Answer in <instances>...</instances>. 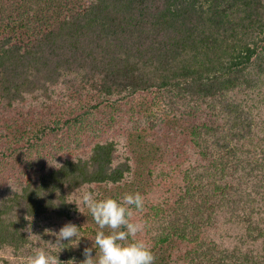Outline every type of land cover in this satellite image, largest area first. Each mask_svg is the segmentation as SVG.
I'll list each match as a JSON object with an SVG mask.
<instances>
[{"label": "trees", "instance_id": "obj_1", "mask_svg": "<svg viewBox=\"0 0 264 264\" xmlns=\"http://www.w3.org/2000/svg\"><path fill=\"white\" fill-rule=\"evenodd\" d=\"M263 88L264 0H0V154L39 155L28 174L0 162V251L83 264L98 231L68 202L135 167L121 132L77 136L88 103L147 93L136 128L163 141L136 238L169 243L168 264H264ZM65 222L79 241H57Z\"/></svg>", "mask_w": 264, "mask_h": 264}, {"label": "rangeland", "instance_id": "obj_2", "mask_svg": "<svg viewBox=\"0 0 264 264\" xmlns=\"http://www.w3.org/2000/svg\"><path fill=\"white\" fill-rule=\"evenodd\" d=\"M264 92V88H263ZM242 94L238 92H232L230 96L232 97H240ZM150 95L147 93H139L133 100L123 101H116V100H107L103 102L99 106V108H95L94 106L100 100H90L88 103V108L91 110V115L88 116L87 122H85V127L82 134L78 137L87 139L88 134L92 133L91 130H94L97 133H101L100 137L102 138L105 136V130H112L114 135H117V132H121L120 136V144L123 145L121 148L119 155L120 157L130 156L132 160L135 161L134 172L130 178L126 182H124L119 188H105L102 189L98 195L99 198L104 197H114V198H122L125 194H135L140 193L143 197V201H146L147 194L144 195L145 192L148 191L150 187H152V178L149 174V169L158 157V145L155 144L158 139V134H146L141 132V129H137L135 115L137 116L139 113L143 114L145 112L144 105L148 104V99ZM242 97V96H241ZM257 101V100H255ZM264 105V104H263ZM83 110H80L81 113ZM264 114V112H263ZM77 115V114H76ZM74 115V116H76ZM116 117V121L112 122V117ZM141 116V115H140ZM114 117V118H115ZM90 118V119H89ZM131 120V121H130ZM111 122V123H110ZM139 123V121L137 122ZM88 126V127H87ZM76 131V129H71V132ZM171 133H174L171 131ZM178 133V132H175ZM69 132L67 129L61 130L60 132L53 134L54 143H57L59 138H62L63 135L68 136ZM93 134V133H92ZM110 136V135H108ZM51 137V138H52ZM105 138V137H104ZM103 138V139H104ZM163 141V140H162ZM71 147V146H70ZM91 145L88 144L87 147L84 145L81 146L79 149L80 152L88 153L90 150ZM26 148V147H25ZM12 147L10 150L7 151L6 156L9 158L4 159L2 154H0V162H11L16 163L17 166L14 168H18V170L26 171L28 174V165L25 163L31 162L36 164L39 160L37 151H20V153L12 152ZM81 194V193H80ZM80 194L76 195L75 198L71 199L74 203L77 202L80 204V210L83 213H80L77 216L78 220L79 217L82 215L83 219L80 217L83 224H92V226L97 230L100 231L99 226L95 223L92 219V216L87 209L80 202ZM152 196V195H151ZM149 197V199H153ZM75 215V213H74ZM50 227L58 226V223L61 221L60 218L54 217L51 218ZM67 224V222H65ZM122 230V229H121ZM103 231L107 234L111 231V229L105 228ZM171 246L169 243H165L161 245L156 250L152 251L155 260L154 264H168V254L170 252ZM0 258H5L10 260L11 264H18L17 263V256H14L10 250L0 251ZM3 263L0 260V264Z\"/></svg>", "mask_w": 264, "mask_h": 264}, {"label": "clouds", "instance_id": "obj_3", "mask_svg": "<svg viewBox=\"0 0 264 264\" xmlns=\"http://www.w3.org/2000/svg\"><path fill=\"white\" fill-rule=\"evenodd\" d=\"M71 202L73 201L68 203ZM80 202L87 207L100 229L92 240L95 255H92L93 248H86L84 251L86 259L83 264H154L155 257L151 247L136 238L137 233L142 231L143 225L131 222L132 207L141 210L144 206L140 193L125 194L122 198H99L98 193L85 188L81 190ZM75 203L78 210L83 213L80 204ZM79 228L71 222L65 224L55 233L57 241H79L81 239ZM105 228L111 231L106 234L103 231ZM96 248L99 249L98 253ZM94 257L98 259H93ZM27 264H57V257L48 249L37 248Z\"/></svg>", "mask_w": 264, "mask_h": 264}]
</instances>
